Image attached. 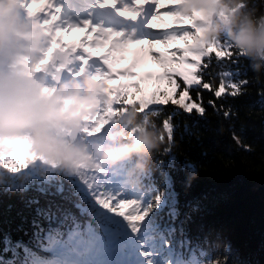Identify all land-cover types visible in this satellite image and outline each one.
Returning a JSON list of instances; mask_svg holds the SVG:
<instances>
[{
    "label": "snow or ice",
    "instance_id": "snow-or-ice-1",
    "mask_svg": "<svg viewBox=\"0 0 264 264\" xmlns=\"http://www.w3.org/2000/svg\"><path fill=\"white\" fill-rule=\"evenodd\" d=\"M186 2L192 0H88V11L81 16L67 10L62 0H26L27 10L49 37L50 53L37 62L34 71L45 72L57 59L66 58V62L55 63L53 75L65 68L77 79L87 74L105 97L94 126L85 129L88 135L103 133L121 111L135 108L141 115H151L163 136L148 171L134 182L123 179L119 171L94 169L42 177L28 170L31 154L26 138L0 141V167L7 172L0 176V183L22 184L23 176V184L49 197L37 212L30 239L15 253L0 251V264H228L230 251H225L227 245L219 233L215 240L209 235L201 238V225L195 236L190 234L191 216L181 218L172 173L177 168L176 153L182 151L181 141L194 124L207 119L209 108L225 120H239L240 112L229 98L245 96L249 85H259L264 118V74L253 73L250 64L244 63L248 58L242 50L227 46L224 40H208L207 30L197 24L205 13L193 9L192 15L186 14L179 7ZM254 6L264 10V0H255ZM97 12H108L111 18L98 21ZM164 15L172 17L173 24H166ZM73 32L83 35L67 40ZM178 41L183 46L167 49L170 55L155 51L157 44ZM145 44L152 47L150 55L162 68L157 79L167 80L166 87L150 96L140 95L142 81L111 83L139 75L135 70L139 60L126 68L115 65L125 59L123 54L130 46ZM173 85L177 91L170 93ZM205 91L210 93L207 100ZM231 132L238 150L256 151L246 143L243 125L241 134L234 124ZM260 163L264 165V147ZM180 167L198 172L187 158ZM238 262L237 257L233 264Z\"/></svg>",
    "mask_w": 264,
    "mask_h": 264
},
{
    "label": "trees",
    "instance_id": "trees-1",
    "mask_svg": "<svg viewBox=\"0 0 264 264\" xmlns=\"http://www.w3.org/2000/svg\"><path fill=\"white\" fill-rule=\"evenodd\" d=\"M16 2L20 12L24 10L26 0ZM190 4H198V10L204 12L205 2L192 0ZM254 5L255 0H214L212 6L204 12L208 21L201 25L207 30L208 40H224L227 46L245 52L231 39L230 32L236 23L230 20L229 12L237 15L251 12L255 16L264 13V10ZM179 7L186 14H193V8L187 4ZM199 20L202 19H197V22ZM245 54L248 59L244 63L250 64L253 73L264 74V57L260 58L258 68L254 70L253 64L257 63V58ZM48 71L42 72L44 78L54 82ZM166 86L167 82L151 81L148 84L149 96L152 91ZM259 87L249 85L247 95L234 100L229 98V103L240 112L239 120H225L222 116L214 115L209 108L207 119H200L194 124L181 141L182 151L176 153L178 163L172 173L171 186L174 188L181 218L191 216L188 225L190 234L195 236L201 225L204 226L201 238L209 235L211 240H215L216 233H219L227 245L225 251H230L228 264H233L237 257L238 264H264V188H261L264 185V165L260 163V149L264 147V118L261 98L257 95ZM174 91L177 90L173 85L169 92ZM203 95L207 100L210 93L205 91ZM80 123L82 137L77 143L87 147L89 156L74 161L71 168H68L62 159L37 151L32 144L29 145L31 155L28 170H35L42 177L55 173L76 174L87 169L119 171L123 179L134 182L148 171L153 155L161 148L163 129L151 115H141L135 108L121 111L108 128L98 135L90 136L85 132V129L92 128L88 116L83 115ZM233 124L237 134H241V125L244 126L242 135L246 143L255 146L254 153L237 149L231 138ZM149 131L157 135L159 147L146 152L133 151L117 159L111 158L113 150L134 143L141 132ZM186 158L196 165L197 173L181 169L180 165ZM3 175H7V172L0 167V176ZM19 183L22 184L0 183V251L5 253H15L17 248L30 239L32 225L38 218L37 212L49 200L48 196L41 194V190L23 184V176ZM201 255L204 253L201 252ZM195 259L194 254L193 261ZM5 264L11 262L6 261ZM96 264H103V261H97Z\"/></svg>",
    "mask_w": 264,
    "mask_h": 264
},
{
    "label": "clouds",
    "instance_id": "clouds-1",
    "mask_svg": "<svg viewBox=\"0 0 264 264\" xmlns=\"http://www.w3.org/2000/svg\"><path fill=\"white\" fill-rule=\"evenodd\" d=\"M213 2L208 0V6ZM229 18L236 23L230 32L231 39L250 57L257 58L253 64V69H257L260 58L264 57V13L237 15L230 11ZM26 27L16 0H0V135L29 134L37 151L59 157L71 168L74 161L90 153L85 145L65 140L61 130L80 122L91 107L98 86L86 80L82 88L76 85L55 94L43 92L15 63V53ZM159 146L155 133L141 132L134 143L123 145L110 155L117 159L133 151L146 152Z\"/></svg>",
    "mask_w": 264,
    "mask_h": 264
},
{
    "label": "rangeland",
    "instance_id": "rangeland-1",
    "mask_svg": "<svg viewBox=\"0 0 264 264\" xmlns=\"http://www.w3.org/2000/svg\"><path fill=\"white\" fill-rule=\"evenodd\" d=\"M62 2L65 5V8L67 10L77 12L81 16L85 15L88 11V0H62ZM200 2H205V5L203 6L204 12L207 11L210 7L208 6V0H200ZM184 5L187 4L188 7L191 5L189 3H182ZM198 4H194L193 8L198 10ZM202 11V10H200ZM21 19L24 20L27 24V27L24 29L22 33V39L20 41V46L18 50L15 53V63L17 66H19L20 70L23 72V74L27 75L28 77L32 78L34 82H36L40 87L41 90L48 88L49 93L55 94L58 91L62 89H72L74 86L79 85L81 88L84 86V82L87 80L89 82H92L88 75L85 74L83 77H80L77 79L70 71H68L67 68H65V72L63 75V82L61 84H56L53 82L52 79H45L44 75L42 73H37L34 71V68L38 61H40L42 58L47 59L48 54L50 53V49L48 47L49 44V37L46 34V31L43 29V26L38 23L34 19V17L31 16L29 11L27 10V7L20 12ZM96 20H102L99 14L95 15ZM163 20L166 24H173V18L167 15L163 16ZM207 20L205 17L202 20H199L197 24L202 27ZM157 23V21H153V24ZM203 28V27H202ZM83 33L81 32H73L71 35L66 36V39L69 41L72 40H78ZM179 44L180 46H183V41H178L175 44L170 43L169 45L165 46L162 44H157L155 46V51L162 52L166 56L170 55V53L167 51V49L174 48ZM152 47L145 44V45H133L130 46L127 52H125L123 55L125 59L120 61L115 65L117 69L120 68H126L129 67L134 61L139 60V66L135 69L139 75L136 78H126L121 77L117 80L111 81L113 85H119V84H131L136 81H142V86L144 88L143 95L149 96V88L148 84L151 81H163L164 83L167 82V80H158L157 77L162 75V68L159 64L155 63L150 53L152 52ZM65 61H61L60 59H57L55 63H63ZM49 74L53 76V68L52 66H49ZM78 71V69H76ZM46 72V71H45ZM151 73L152 78L148 79V74ZM54 89V91H53ZM130 91H135L134 88L129 89ZM44 92V91H43ZM140 94V95H141ZM139 96V95H138ZM105 101V97L102 93H100L99 89L97 90L91 107H89L84 115L88 116L91 120L92 127L94 126V120L95 117L98 116L99 112L101 111V106L103 102ZM81 125V123L79 122ZM82 128V127H81ZM69 128H65L61 130V135L64 137V133L66 131H69ZM15 137H23L26 138L29 145L33 144L32 138L28 134H19V135H13V136H6V135H0V141L15 138Z\"/></svg>",
    "mask_w": 264,
    "mask_h": 264
},
{
    "label": "water",
    "instance_id": "water-1",
    "mask_svg": "<svg viewBox=\"0 0 264 264\" xmlns=\"http://www.w3.org/2000/svg\"><path fill=\"white\" fill-rule=\"evenodd\" d=\"M53 70L56 72L55 66L53 67ZM64 72L65 69L54 75V80L57 84H61L63 82ZM64 137L72 143H77L82 137L80 124L78 123L76 126L70 127V130L64 133ZM261 188H264V185H262Z\"/></svg>",
    "mask_w": 264,
    "mask_h": 264
}]
</instances>
